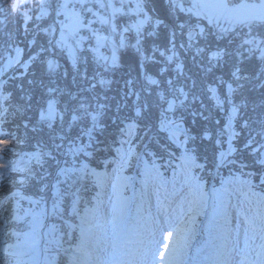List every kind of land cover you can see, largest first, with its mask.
Here are the masks:
<instances>
[{"label":"snow or ice","instance_id":"1","mask_svg":"<svg viewBox=\"0 0 264 264\" xmlns=\"http://www.w3.org/2000/svg\"><path fill=\"white\" fill-rule=\"evenodd\" d=\"M0 264H264V0H0Z\"/></svg>","mask_w":264,"mask_h":264},{"label":"trees","instance_id":"2","mask_svg":"<svg viewBox=\"0 0 264 264\" xmlns=\"http://www.w3.org/2000/svg\"><path fill=\"white\" fill-rule=\"evenodd\" d=\"M11 27H13L15 29V28H18L19 25L18 24H13V25H11Z\"/></svg>","mask_w":264,"mask_h":264}]
</instances>
